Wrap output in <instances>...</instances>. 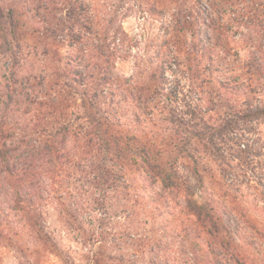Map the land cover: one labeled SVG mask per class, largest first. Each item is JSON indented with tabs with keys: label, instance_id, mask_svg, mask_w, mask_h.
<instances>
[{
	"label": "trees",
	"instance_id": "1",
	"mask_svg": "<svg viewBox=\"0 0 264 264\" xmlns=\"http://www.w3.org/2000/svg\"><path fill=\"white\" fill-rule=\"evenodd\" d=\"M49 1L51 4L38 7L50 15L46 20L50 23L48 33L43 36L48 35L51 42H44L45 47L55 48L58 58L54 59L63 64L56 68L53 82L43 75L21 76L18 52L22 36L17 19L30 10L18 4L4 11L0 5V227H10L3 207L9 194L21 210L33 197L30 185L41 168L35 160L45 157L61 168L82 150H99L102 162L97 165V178L104 186L116 189L122 178L138 171L141 195L152 207L168 212L175 198L183 197L190 199L191 207L199 208V217L192 219L196 227L192 236L188 238L183 229L194 264H258L239 230L225 218L242 217L253 226L256 219L247 208L264 211V9L256 13L261 31L244 59H226L223 64L213 61L210 78L199 67L205 56L214 57L209 37L222 28L214 13L218 12L217 4L225 0H195L196 24L198 20L202 23L198 28L192 23L186 31L181 19L176 18V29L182 32L177 45L183 58L178 59L185 66L189 87L199 96L192 103L181 97L182 85L168 77L167 73L175 75L177 70H168V60L162 55H156L159 60L146 82L134 77L125 82L111 70L113 51L107 37L99 46L86 48L97 28L89 0ZM152 9L157 10V6ZM187 32L194 41L188 42ZM63 47L73 53L59 56ZM90 51L94 53L90 55ZM107 55L108 68L93 60L101 61ZM60 77L71 80L67 87L75 84L81 88L77 93L83 116L79 118L84 122L70 119L60 102ZM19 79L26 82L27 96L31 97L30 114L25 118L14 116ZM110 87L123 90L127 104L117 114L103 108L106 102L102 97ZM211 87L216 92L207 95ZM147 116L153 123L143 121ZM50 120L53 130L46 128ZM17 134L21 136L14 141ZM180 162L187 165L190 177L183 174ZM249 198L252 200L248 202ZM235 221L239 228L241 221Z\"/></svg>",
	"mask_w": 264,
	"mask_h": 264
},
{
	"label": "rangeland",
	"instance_id": "2",
	"mask_svg": "<svg viewBox=\"0 0 264 264\" xmlns=\"http://www.w3.org/2000/svg\"><path fill=\"white\" fill-rule=\"evenodd\" d=\"M89 1L97 28L85 47L99 46L107 37L113 51L110 62L114 75L125 82L129 77L146 82L148 73L155 69L159 60L156 55L160 54L167 58L168 70H177L175 75L171 72L167 75L172 83L182 85L183 100L193 103L199 99L198 93L189 87L191 83L185 66L178 59L183 58L177 45L182 32L176 29V18L181 19V26H186V31L192 28V23L195 24L193 28L202 24L199 20L196 24L198 9L195 0L178 3L172 0ZM47 3L50 1L0 0L4 11L18 4L30 10L27 16L17 19V30L22 36L18 52L21 76L26 73L43 75L46 80L52 78L53 82L57 77L54 73L56 68H61L63 64L61 61L58 64L55 48L49 50L45 47L44 42H51L48 35L47 38L43 36V33H48L50 23L46 20H50V15L38 6ZM154 6H157L155 11L152 9ZM263 9L264 0H225L217 4L218 12L214 13V17L218 18L222 28L212 31L209 37L214 57L205 56L199 67L205 69L207 78L211 76L208 71H211L213 61L223 64L226 59H244V54L249 51L247 48L254 44L261 31L255 18L256 13ZM115 35L118 40L114 42ZM186 36L188 42L194 41L189 32ZM44 49H47V54H44ZM72 53L73 50L68 47L59 50V56L68 57ZM237 53L239 56H236ZM107 57L102 56L101 61L93 60L102 68H108ZM1 69L0 62V72ZM59 82L60 102L70 114V119L84 122L79 118L83 116L81 98L77 93L81 88L75 84L72 88L67 87L66 84L71 82L67 77H60ZM18 83L13 101L14 116L25 118L30 114L31 97L27 96L26 82L19 79ZM122 86L130 88L126 84ZM206 91L207 95H214L216 89L211 87ZM108 92L110 94L102 97V101L106 102L103 104L105 111L117 114L123 106L126 108L123 90L110 87ZM143 121L153 123L148 116L143 117ZM52 125L50 120L46 128L53 130ZM20 136L17 134L14 141ZM88 152L80 151L78 157L65 162L61 168H56V164L50 161L48 163L45 157L34 161L41 168L33 177L30 185L33 197L24 202V210L15 207L11 194L8 195L9 201L3 202L10 227H0V264H194L189 239L186 240L184 234L187 231L188 238L192 236L195 227L192 219L199 217V208L191 207L190 199L183 197H176L168 212L152 207L141 195L136 181L140 178L138 171L122 178L116 189L104 186L97 178L96 170L102 162L101 152ZM212 164L209 162L210 166ZM180 166L183 174L190 177L187 165L180 162ZM192 183H195L193 178ZM195 198L197 201L200 199L198 196ZM251 200L249 198L248 202ZM247 210L252 211L256 219L253 226L244 222L242 217L238 219L226 215L225 220L239 230L257 263L264 264V211ZM235 219L241 221L239 228Z\"/></svg>",
	"mask_w": 264,
	"mask_h": 264
}]
</instances>
